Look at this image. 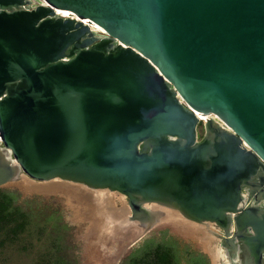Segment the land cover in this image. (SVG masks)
Instances as JSON below:
<instances>
[{
  "label": "water",
  "instance_id": "95a60500",
  "mask_svg": "<svg viewBox=\"0 0 264 264\" xmlns=\"http://www.w3.org/2000/svg\"><path fill=\"white\" fill-rule=\"evenodd\" d=\"M19 179L125 195L89 244L185 219L262 263L264 0H0V186Z\"/></svg>",
  "mask_w": 264,
  "mask_h": 264
},
{
  "label": "rangeland",
  "instance_id": "374dc122",
  "mask_svg": "<svg viewBox=\"0 0 264 264\" xmlns=\"http://www.w3.org/2000/svg\"><path fill=\"white\" fill-rule=\"evenodd\" d=\"M199 132L202 137V124ZM54 180L44 183L23 179L0 186V202L3 194H11L13 201L9 211H0V264H134L151 259L160 246L172 248L179 264H200L202 261L196 260L198 253L207 259L201 264H214L207 248L212 236L202 226L185 219L156 224L132 246L128 238L117 240L108 248L89 244L100 219L93 215L91 206L90 211L86 209L85 201L77 203L74 197L56 189L69 183L88 188ZM112 193L116 206H128L125 195ZM86 210L91 213L83 214ZM137 232L132 229V234Z\"/></svg>",
  "mask_w": 264,
  "mask_h": 264
},
{
  "label": "flooded vegetation",
  "instance_id": "af4514ba",
  "mask_svg": "<svg viewBox=\"0 0 264 264\" xmlns=\"http://www.w3.org/2000/svg\"><path fill=\"white\" fill-rule=\"evenodd\" d=\"M113 194L114 193L110 195H108L107 193L102 194L100 198V203L95 202L97 200L99 201V199L97 198H94L93 202L90 201V206L91 208H93L95 215H97L98 219H101L100 217H104L100 214L101 210L104 212L105 210L109 211V209L114 211L125 207L124 212L126 211L127 205L124 204L118 207L114 204L115 197H113ZM122 198L124 199V197ZM109 200H111L112 203H110ZM208 228V234L213 237H210L211 239H209L210 241L207 243V248L210 250L212 259L214 260V264H264V261L262 263H257L253 257L248 255L246 256L247 253H245L246 251L244 252V250L242 249L241 243L239 244L238 242H229V246L223 245L224 241L220 238V236L225 234L224 229L220 228L215 224L209 226ZM192 231H194V229ZM214 238H217L218 241H213ZM233 245H235L236 247H234Z\"/></svg>",
  "mask_w": 264,
  "mask_h": 264
},
{
  "label": "bare ground",
  "instance_id": "6f19581e",
  "mask_svg": "<svg viewBox=\"0 0 264 264\" xmlns=\"http://www.w3.org/2000/svg\"><path fill=\"white\" fill-rule=\"evenodd\" d=\"M58 12L60 14L64 15V16H69V14H70L66 10H58ZM91 26L93 28H96L97 30H103V28H101L100 26H95V25H91ZM200 118L207 119L208 115H203L202 114V115H200ZM56 180H61V179H56ZM30 181H33V180H30ZM44 183H51V182H44ZM72 184L73 183H69L67 186L66 185H59V186H57L58 188H56V187L55 188L57 190L60 189L61 191L71 195V197H74V199L77 201V203H79V201L84 203V201H85L84 204H85L87 210L90 209L88 206H90V201L93 202L94 198L95 199L96 198L99 199V201L98 200L95 201L96 203H100V201H101L100 198H101L102 194H105V193H107L108 195L112 194V192H104V191H101V190L85 189V188L77 187V185H72ZM28 185H32V184L29 183ZM49 187H51V186H49ZM114 196L115 195L113 194V197ZM109 202L112 203L111 200H109ZM109 205H107V206H109ZM146 208H147L146 210H148V208H150V207L146 205ZM102 209H103V207H102ZM153 209H154V214L157 213V214H160L161 216H163L164 218H166V217L169 218L170 214L168 212L163 211V209H160V208H157V207H155ZM87 210L83 214L91 213V212H89L91 209L88 212H87ZM124 210H125V207L122 208V209L114 210V211H112L111 209H109V211L105 210V212L101 210L100 214L102 216H104L103 217L104 220H103L102 217H100L101 219H100V221L98 223L102 224V222H105V223L108 224L109 222H116V223L123 222V220L126 219L127 213L129 212V207L128 206L126 207V211L125 212H124ZM158 211H160V213ZM92 213H93V215H95V212H92ZM95 216L97 217V215H95ZM211 225H213V224H208V227L211 226ZM208 229L209 228H207V230ZM100 230L101 229H99V231Z\"/></svg>",
  "mask_w": 264,
  "mask_h": 264
},
{
  "label": "trees",
  "instance_id": "16d2710c",
  "mask_svg": "<svg viewBox=\"0 0 264 264\" xmlns=\"http://www.w3.org/2000/svg\"><path fill=\"white\" fill-rule=\"evenodd\" d=\"M3 198L0 202V211L7 212L13 207L12 195L3 194ZM196 260L202 261L201 263H207V259L203 254L198 253ZM134 264H179L174 255L172 248L167 246H160L153 254L151 259L147 261H136Z\"/></svg>",
  "mask_w": 264,
  "mask_h": 264
}]
</instances>
